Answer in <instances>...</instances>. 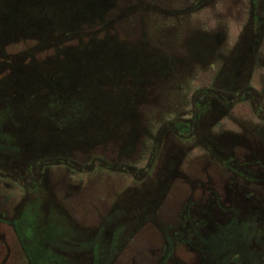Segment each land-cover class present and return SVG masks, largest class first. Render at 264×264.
Instances as JSON below:
<instances>
[{
    "label": "flooded vegetation",
    "instance_id": "af4514ba",
    "mask_svg": "<svg viewBox=\"0 0 264 264\" xmlns=\"http://www.w3.org/2000/svg\"><path fill=\"white\" fill-rule=\"evenodd\" d=\"M53 1L0 0V45L6 41L16 39L15 42L19 44L29 41L35 44H46L48 49L53 48L55 44L68 42L73 39L81 42L84 36L87 37L86 25L80 24L71 27L67 19L59 21L60 18L65 17L64 12L68 10L65 5L68 0H56L57 4H53ZM76 1L83 5L82 0ZM197 2V0H181L179 4L177 1L176 6H179L177 8H174L173 5V8L153 5L149 1L148 4L144 3L143 5L134 6L125 16L132 18L130 23L134 24V26L126 29V33L129 36H132L129 33H136L137 26L140 24L138 21L139 13H144L143 18H147V21L150 18L155 19L153 22L157 19L164 20V18L170 22L176 21L174 27H177L181 19H187L189 13L193 14L197 11ZM248 4L251 6L249 21L251 24L254 21L258 24L253 11L255 9L258 11L263 9L264 0H249ZM242 6L243 8L247 7L244 2H242ZM243 12L246 13L245 9ZM125 17L123 16V18ZM119 19L120 17L117 16V18L110 20V26L114 25V23L116 24ZM42 26H46L44 30L41 29ZM158 29L150 28L149 31L146 30L147 33L143 32L144 36L150 34L148 39L143 36L144 45L150 49H156L158 52H153L154 57L150 58L149 63L147 60H143V63L150 65L149 68L135 69V71L130 69L132 76H130V81L135 78V73H142V70L147 72V75H155L156 77L161 75L168 77L174 75V73L178 76H189L197 71L199 62L207 61L209 65H213L216 60H226L225 55L215 51V47L219 44L218 39L215 37L209 35L206 38H201L198 32L191 27L190 31L187 30L185 33L180 34V39L174 46L173 43L163 42L158 39ZM45 30L46 33H44ZM99 31L97 30L94 33ZM137 43H128L127 52L129 55L130 48H133ZM152 43L156 45V48ZM246 43L247 41L244 42V44ZM162 44L166 45L167 49H170L167 52H163L159 46ZM39 50H42V48H38V45L30 49L36 55H38ZM52 59L48 57L42 62H34V60L28 63L25 62L23 63L25 66L33 65L25 70H19L15 67L16 65L10 70L5 69L3 68V61L0 62V159L7 162L11 154L19 152L18 149L9 150L12 141L15 139L11 137L14 134L6 132L4 124L15 122L22 125L31 124L32 131L30 133H21V135H31V138L36 140L33 142L35 148L42 151L29 154L25 159L32 162V160H39L43 158L41 156H45L46 166L54 164L53 166L64 169L62 175H55V173L49 175V179H52V183H50L52 195H45V197L41 198L43 191H40L37 187L38 197L30 199L28 205L20 207L16 211L12 222L3 224L14 232V236L21 247L20 251H22L24 263L136 264L134 258L137 257V253L135 250L140 254L145 249L157 247L158 238L150 228L142 231L150 230L154 234L152 242L143 243L140 240L142 234L140 231L138 238L133 240L134 243L127 246V250L121 258L122 260L116 261L115 259L118 256L120 257L119 251L123 241L127 237L129 240L133 238L135 232L141 227V221L148 217L150 204H153L156 199L162 198L166 185H163V183L154 185V182H148L147 180L146 184H143L139 189L135 182L132 181L131 184L129 182L125 186L127 189L122 194H115L118 192L115 189L110 197L101 196L99 200L89 199L86 201L85 208L89 213V217L76 210L78 199L82 195L87 194L88 181H86V185L83 188L80 187L81 190H79L78 186H74L71 179L75 177L76 172L81 170L70 166V162L77 164L75 160L78 159L80 162L81 159L86 161L91 155L95 157V153L99 150L104 151L115 160H119L121 156L130 157L139 151L140 148H137V146L141 145L139 138L143 135H133L132 133L110 135L100 132H86L84 128L88 118L91 116L89 108H100L97 112L95 111L100 116L103 113L101 109L103 105L116 107L117 103L124 101L121 102L117 95H102L99 92V89H101L100 85L95 88L93 94L91 86L83 83L86 82V78L85 73L81 72V69L66 67L71 62L67 64L64 61L54 66ZM58 59L59 56L56 57V60ZM66 59V55H63L62 60ZM156 59L158 64L155 62ZM165 61L170 66L165 67ZM81 63V60H79L78 65H81ZM228 63H230L229 59L226 64L228 65ZM131 64L139 65L141 63L131 59ZM222 70L223 81L218 85L217 91H222L223 95L210 94L209 97H205L199 103L191 100L190 109L185 111L189 117L183 127L181 128L180 126L178 128L182 130L181 134L175 132V135H196L194 128H196L197 122L205 120L202 122V125L206 126L203 127L204 133L202 135H219L216 138L214 137V142L209 141L211 148L220 152L217 154L218 157L232 153L236 157H244L245 161L242 162L245 163L247 162L246 156L253 155L252 158H255V169L246 170L247 165L243 164L242 172L249 176H258V179L261 180L260 182H254L255 195L248 197V199L254 201V206L252 204L249 206L241 205V208L238 207L239 210L231 208L230 211L232 213L221 212L223 207L220 208V204L222 206L223 199L220 192H216V190L222 189L223 181L221 175L223 173H220V169H210L205 180H196L203 188L206 187L208 191L203 192L204 196L191 203L190 206H186L184 209L183 199L180 196L174 209L168 210L166 205L168 199L161 203L160 216L168 220L169 223L164 225L162 222L159 225L156 223L159 229L158 232L162 235L161 243L168 244L166 249L165 247L162 250L160 248L162 257L159 264L167 263L168 253L174 249L175 244L180 249L186 247L193 254L190 260L179 257L176 260L179 264H262L264 261V234L260 230L261 228L259 230L255 229L253 224L247 223L248 221L246 220L248 218L243 215L247 213L249 220L253 218L258 222L262 219V215L259 212L262 206L261 185L264 184V153L259 147L249 145L247 148L246 144H239L243 147V150H241L243 152L234 153L233 150L237 146L234 140L224 139L222 142L217 141L216 139H219L221 135H227V133H214L212 131L214 127H219L221 119L225 117L230 108L227 102L231 100L230 93L245 86L241 82L246 81L248 77L245 75L244 78L243 76L238 78L240 83H231L232 77L229 67L224 71ZM110 73L117 74V71ZM76 75L77 78L75 77ZM237 75L240 76L239 73ZM15 80H18L19 83L16 84ZM78 80L82 81L81 85L75 84ZM161 82L160 80V82L155 83L154 80L149 86H154L160 90L171 88ZM140 85L141 83H139ZM108 88L112 89L111 87ZM249 90L252 91L251 88ZM105 91L112 92L116 90L105 89ZM196 91L198 92V89L193 92L194 96L197 94ZM203 92H208V88ZM144 103L149 104L150 102L145 101ZM121 105L127 106L125 103ZM38 124L47 125L48 133L46 135L38 132L36 127ZM66 124L67 126L65 127ZM81 124H83L82 127H79ZM74 125H77V127L73 128ZM76 129H79V131H76ZM147 135H153V133H148ZM250 135L253 134L250 133ZM44 138L47 140L44 141ZM105 138L115 139L114 147H95L100 145ZM106 143H104L105 146ZM246 150L248 152H245ZM93 160L94 163L95 161L98 162L97 157ZM217 161L220 163L221 160L217 159ZM31 162L30 164H32ZM164 163H167L165 159ZM4 165L11 168L8 162L7 164L4 163ZM23 165L25 166V164ZM151 165L152 163L149 166ZM124 166L127 167L126 165ZM35 170L34 167L30 170L31 177L36 175V172L34 173ZM130 171H133L131 165ZM165 171L168 170L165 169ZM161 176L162 178L166 177L164 172ZM165 181L168 182L169 179ZM14 184H19L17 186L20 190L26 189L21 182L14 181ZM191 185L193 187L194 183H191ZM216 193L218 196H216ZM219 198L222 200H219ZM204 199L207 200L206 203ZM238 200L240 201L241 197ZM235 201L236 198L233 199V202ZM110 206L112 207L107 212ZM153 209L157 210V205ZM241 209H244V211L239 212ZM2 211L5 212L4 209ZM254 212H256L255 215H253ZM168 227L172 230L169 231ZM4 230L7 234V229L4 228ZM114 247L116 253L109 255ZM131 250L134 251L131 252ZM5 263L6 258L0 262V264Z\"/></svg>",
    "mask_w": 264,
    "mask_h": 264
},
{
    "label": "rangeland",
    "instance_id": "374dc122",
    "mask_svg": "<svg viewBox=\"0 0 264 264\" xmlns=\"http://www.w3.org/2000/svg\"><path fill=\"white\" fill-rule=\"evenodd\" d=\"M148 1L153 5L177 8L179 7L176 6L177 1L180 4L181 0H82L83 5H80L76 0H68L65 5L68 8L64 12L65 17L60 18L59 21L67 19L71 27L80 24L86 25L87 37L84 36L81 42L73 39L68 42L55 44V48L48 49L46 44H35L30 41L19 44L15 42L16 39L6 41L0 45V62L3 61V68L5 69L10 70L16 65L15 67L19 70H25L33 65L25 66L23 63L33 60L34 62H42L48 57H51V59L53 57L54 66L60 64L61 61L67 64L71 62L66 67L81 69V72L85 73L86 78V82L83 83L89 84L92 92L100 85L101 89H99V92L102 95H117L120 101H124L122 103L127 105L125 107L121 105L122 103H117L116 107L103 105L101 107L103 113L100 116L95 113L100 108H89L91 116L88 118L85 128H83L88 133L100 132L110 135L132 133L133 135H143L139 138L141 142V145L137 146V148H140L139 151L130 157L121 156L119 160H115L104 151L99 150L95 153L98 162L95 161L94 163L93 159L95 157L91 155L86 161L81 159L80 162L78 159L75 160L77 164L70 162V166L81 170L76 172L75 177L71 179L74 186H78L79 190H81L80 187L83 188L86 185V181H88L87 194L82 195L78 199L76 206V210L86 216L89 215L85 208L86 201L89 199L99 200L101 196L110 197L115 189L118 191L115 194H122L127 189L125 186L129 182L131 184L134 181L139 189L143 184H146L147 180L148 182H154V185H161V183L166 185L162 198L156 199L153 204H150L148 217L141 221V227L135 232L133 238L129 240L127 237L123 241L119 251L120 257L118 256L115 259L119 261L122 258L127 246L134 243L133 240L138 238L140 231L142 232L140 240L143 243L152 242L154 234L150 230L142 231L150 228L158 238L157 247L145 249L140 254L135 250L137 253V257L134 258L136 264H159L162 257L161 250L163 247L166 249L168 244L161 243L162 235L159 234L156 223L158 225L160 222L163 225L169 223L168 220L160 216L161 203L168 199L166 203L168 210L174 209L180 196L183 199L184 209L186 206H190L191 203L204 196L203 192L208 191L206 187L203 188L196 180H205L210 169H220V173H223L221 175L223 181L222 189L216 190V192H220L223 199L219 198V200H222L220 208L223 207V211L221 212L232 213L230 211L231 208L239 210L238 207L241 208V205L249 206L252 204L254 206V201L248 199V197L255 195L254 182H260L261 180L258 179V176H249L242 172L243 164L247 165L246 170L255 169V158H252L253 155H247V162L245 163L242 162L245 161L244 157L238 155L236 157L232 153L226 156L220 155L219 158L217 154L220 152L211 148L209 143V141L214 142V137L216 138L219 135H202L204 133L203 127H206L202 125V122L205 120L197 122V126L194 128L196 135H175V132L181 134L182 130L178 128L180 126L182 128L189 117L185 111L190 109L191 100L199 103L205 97H209L210 94L223 95L222 91H217L218 85L223 81L222 69L224 71L229 67L232 77L231 83H240L238 78H242V76L244 78L245 75L248 79L246 78V81L241 82L246 87L242 86L230 93L231 100L227 101L230 108L225 117L221 119L219 127L216 126L212 130L214 133L226 132L227 135H221L216 140L220 142L224 139L234 140L237 146L233 152L237 154L243 150L241 145L244 144H246L247 148L249 145L259 147L264 153V8L259 9V11L256 9L253 11L258 24L255 21L251 24L249 21L251 10V6L248 4L249 0H197V11L193 14L189 13L187 19H181L177 27H174L176 21L170 22L165 18L164 20L157 19L155 22H153L154 18H150L147 21V18H143L144 13H139L138 21L140 24L137 26L136 33H129L132 35L129 36L126 33V29L134 26V24L130 23L132 18L125 17L127 12L129 13L134 6L143 5L144 3L148 4ZM242 2L247 5L246 8H243ZM57 3L56 0L53 1V4ZM244 9L246 13L243 12ZM117 16L120 17L119 21L110 26V20L117 18ZM192 17L194 18L191 19ZM45 27L42 26L41 29L44 30ZM191 27L198 32L201 38H206L210 35L218 39L219 44L215 47V51L225 55L226 60H216L213 65H209L207 61L199 62L197 71L189 76H178L173 72L174 75L168 77H163L162 75L156 77L155 75L149 76L147 72L142 70V73H135V78L130 81V69L135 71V69L149 68L150 65L143 63V60H147L149 63L150 58L154 54L153 52H158L156 49H150L144 45V37L150 38V34H147V36L143 35L144 31H149L150 28H160L158 29V39L163 42L173 43L176 46L180 39V34L185 33L187 30L190 31ZM97 30L100 31L94 33ZM44 33H46V30ZM246 41L247 43L244 44ZM129 42L133 44L138 42L137 45L130 48V55L127 52ZM152 44L156 48V45ZM163 44L159 46L163 52H167L170 48L167 49L166 45ZM35 45H38L40 49L42 48V50H39L38 55L30 51L31 47L34 48ZM89 49H93V51L88 52ZM63 55H66V60H62ZM58 56L59 59L56 60ZM130 58L141 64L132 65ZM228 59L230 63L227 65ZM79 60L82 62L81 65H78ZM155 62L158 64L157 59ZM168 66H170L169 63L165 61V67ZM114 71H117V74L110 73ZM238 73L241 77L237 75ZM248 73H250L249 76ZM77 75L75 76L76 78ZM154 80L155 83L161 80V83H165L171 88L160 90L154 86L150 87L149 84ZM81 82L78 80L75 84L81 85ZM15 83L17 84L19 81L15 80ZM139 83H141L140 86ZM206 88H208V92H203ZM105 89L123 91L119 92L122 94L120 95L118 92L116 94L106 92ZM195 89H198L196 96L193 93ZM89 92L91 93V91ZM145 101L150 103H144ZM206 121L209 122L208 120ZM4 125L7 133L14 134L11 137L15 140L12 141V148L10 147L9 150L18 149L19 152L11 154L9 159L11 161H7L11 168L4 165V163L7 164L6 160L0 159V262L6 258L5 264H29L24 263L23 254L20 251L21 247L14 236V232L9 230L3 223L12 222L16 211L20 207L28 205L30 199L38 197V189L43 191L41 198L45 197V195H52L50 192L52 179H49V175H52V173L62 175L64 169L53 166L54 164L46 166L45 156H41L43 158L39 160H32V162L30 160L32 164H30L28 159H25L29 154L42 151L35 148L33 142L36 140L31 138V135H21V133H30L32 131L31 124L22 125L15 122ZM82 125L79 127H82ZM36 127L41 134L46 135L48 133L46 124H38ZM74 127H77V125H74ZM77 130L79 131V129ZM148 133H153V135H147ZM155 133L156 135H154ZM250 133L253 135H250ZM46 140L44 138V141ZM105 142H107L106 146L104 145ZM114 142L115 139L105 138L100 145L95 147H114ZM245 152H248V150ZM164 159L167 163H164ZM217 159L221 160L220 163ZM25 160L26 162L24 163ZM151 163L152 165L149 166ZM130 165L133 167V171H130ZM32 167H34V170L36 169L34 171L36 175L33 177H31L32 174L30 175ZM165 169L168 171H165ZM163 172L166 177L162 178L161 174ZM37 176L38 178L36 179ZM166 179H169V181L166 182ZM14 181L21 182L26 189L20 190L17 186L19 184L15 185ZM191 183H194L193 187H191ZM261 187L262 206L260 207V212H257L262 215V219L258 222L253 218L249 220L247 213L243 215L248 218L246 220L248 221L247 223L253 224L255 229L259 230L261 228L260 230L264 234V184ZM216 196H218L217 193ZM240 197L241 200L239 201L238 198ZM234 198H236L235 202H233ZM204 202L206 203L207 200L204 199ZM155 205H157V210L153 209ZM111 207H109L107 212L110 211ZM243 211L244 209H241L239 212ZM219 218L221 217L219 216ZM4 228L7 229V234ZM168 229L169 231L172 230L169 227ZM133 251L131 250V252ZM113 253H116L115 247L109 255H113ZM192 255L186 247L180 249L175 244L174 249L168 253L166 264H179L176 261L179 257L190 260ZM262 264H264V261Z\"/></svg>",
    "mask_w": 264,
    "mask_h": 264
},
{
    "label": "trees",
    "instance_id": "16d2710c",
    "mask_svg": "<svg viewBox=\"0 0 264 264\" xmlns=\"http://www.w3.org/2000/svg\"><path fill=\"white\" fill-rule=\"evenodd\" d=\"M90 51H93V49H89V50H88V52H90ZM122 91H123V90H120V91H112V93H113V92H114V93H116V92L119 93V92H122ZM106 92H108V91H106ZM119 94H120V93H119ZM120 95H122V94H120Z\"/></svg>",
    "mask_w": 264,
    "mask_h": 264
}]
</instances>
